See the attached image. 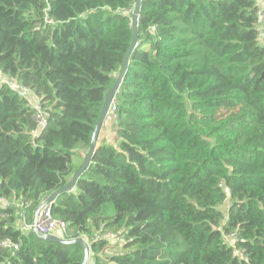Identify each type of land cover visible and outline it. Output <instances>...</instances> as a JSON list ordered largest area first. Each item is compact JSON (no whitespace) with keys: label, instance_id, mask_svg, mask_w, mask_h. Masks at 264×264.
I'll return each mask as SVG.
<instances>
[{"label":"trees","instance_id":"obj_1","mask_svg":"<svg viewBox=\"0 0 264 264\" xmlns=\"http://www.w3.org/2000/svg\"><path fill=\"white\" fill-rule=\"evenodd\" d=\"M133 11V0H0V71L45 117L38 131L28 101L0 86V264H83L79 244L19 224L84 160ZM257 11L256 0H141L115 142L97 146L50 208L63 239L84 240L94 264H264ZM106 233L124 242L112 246Z\"/></svg>","mask_w":264,"mask_h":264},{"label":"built area","instance_id":"obj_2","mask_svg":"<svg viewBox=\"0 0 264 264\" xmlns=\"http://www.w3.org/2000/svg\"><path fill=\"white\" fill-rule=\"evenodd\" d=\"M257 17H258V23H259L258 36H259L260 41L264 45V5L258 6ZM3 85L7 86L9 90L12 93H14L16 96H18L19 98L27 100L29 105L33 107V109L35 110L37 130L41 131L45 126V117L43 113L41 112V108L38 105L37 99L35 103H32L30 101L31 97L34 96L32 92L28 88L22 85L16 84L12 78L5 76L0 71V86H3ZM116 95L111 100L108 110H107V118L113 119V120H115L117 117ZM50 208H51V204L49 203L39 212L38 216L34 218V220L30 223H27L23 219L19 224V229L24 233H27V232L36 233L40 237L56 236L58 238L63 239L62 235L66 233L67 226L62 221H59L52 217ZM102 238L108 240L109 243H123L124 242L123 235L115 236L114 234L106 233L104 234V236H102ZM96 239H99V237H97ZM235 239H237V235L235 232H233L229 236H224V241L228 244L232 243L231 241ZM236 254L238 255L239 258H244L240 251H236ZM88 262L91 264H94L92 261H88Z\"/></svg>","mask_w":264,"mask_h":264},{"label":"water","instance_id":"obj_3","mask_svg":"<svg viewBox=\"0 0 264 264\" xmlns=\"http://www.w3.org/2000/svg\"><path fill=\"white\" fill-rule=\"evenodd\" d=\"M134 1V11L132 14V18H131V29H132V40H131V44L129 47V50L124 58L123 64H122V68L116 78L115 83L113 84V86L111 87V89L107 92L105 98H104V102L103 105L101 107L100 110V114H99V118L98 121L96 123L93 135H92V139H91V143L89 145L88 151L85 155V158L82 162V164L76 169V171L74 172L71 180L61 189H59L58 191L52 193L51 195H49V197H47L45 199V201L38 207V209L36 210L35 213V218L38 216L39 212L47 205V204H52L55 200V198L57 197L58 194L60 193H67V192H71L74 190L75 188V184L77 179L80 177V175L85 171V169L88 167V165L90 164V160L92 155L94 154L96 148H97V142H98V137L100 134V131L102 129V126L107 118V110L109 107V104L111 102V100L114 98V96L117 94L118 89L121 85V82L123 80V77L127 71V67L129 64V59L130 56L132 54V52L136 49L138 42V33H137V25H138V18H139V11H140V3L141 0H133ZM43 239L45 241L48 242H56L59 243L61 245H72V244H79L84 251V261L83 264H87L89 261V246L87 245V243L82 240V239H77L74 242H70V241H66L64 239L58 238L56 236H45L43 237Z\"/></svg>","mask_w":264,"mask_h":264},{"label":"crops","instance_id":"obj_4","mask_svg":"<svg viewBox=\"0 0 264 264\" xmlns=\"http://www.w3.org/2000/svg\"><path fill=\"white\" fill-rule=\"evenodd\" d=\"M259 1L261 2V5L259 4ZM258 3L259 6L264 5V0H257L256 1ZM30 101L32 103L36 102V97H31ZM114 143L115 142V127H114V122H104L102 129L100 131L99 137H98V142H97V146H99L102 143ZM80 163L82 164L83 162V158H80ZM79 164V166L81 165ZM72 178V176L69 178L68 181H70ZM90 261V259H89Z\"/></svg>","mask_w":264,"mask_h":264},{"label":"rangeland","instance_id":"obj_5","mask_svg":"<svg viewBox=\"0 0 264 264\" xmlns=\"http://www.w3.org/2000/svg\"><path fill=\"white\" fill-rule=\"evenodd\" d=\"M259 4L261 5V2H260V1H259ZM257 6H259L258 3H257ZM107 121H108V123H109V122H113L114 120L109 119V118H106L105 122H107ZM227 208H228V203L226 202L223 206H221L220 209H221L222 212L226 213ZM117 244H118V243H112L111 245H112V246H117ZM113 252H115V251L113 250ZM87 264H91V263L88 262Z\"/></svg>","mask_w":264,"mask_h":264}]
</instances>
